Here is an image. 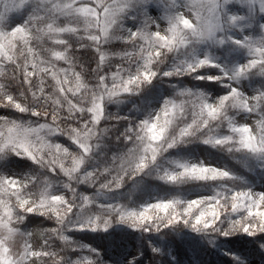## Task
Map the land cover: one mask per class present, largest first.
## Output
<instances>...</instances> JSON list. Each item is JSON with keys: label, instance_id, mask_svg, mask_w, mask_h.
<instances>
[{"label": "snow or ice", "instance_id": "obj_1", "mask_svg": "<svg viewBox=\"0 0 264 264\" xmlns=\"http://www.w3.org/2000/svg\"><path fill=\"white\" fill-rule=\"evenodd\" d=\"M116 43L121 50L113 52ZM82 49L95 57L91 83L75 70ZM186 77L213 82L223 94L185 87ZM153 81L172 94L146 92ZM131 98L141 104L124 114L107 110ZM0 110H12L0 114V161H30L45 177L67 178L55 191L45 178L37 194L29 187L37 177L0 174V229L8 234L0 238V264H106L98 249L66 233L108 232L114 224L142 234L177 225L205 238L245 234L264 253V190L235 168L178 151L208 145L264 179V0H0ZM151 176L166 184L217 182L219 190L146 202L139 211L118 203L125 178ZM100 177L95 198L77 191L96 187ZM30 215L54 220L49 231L67 250H53L49 238L39 250L26 240L14 254V220L23 224ZM147 247L150 264H179L170 244ZM225 254L232 264H249L243 254ZM145 255L137 250L125 264H145Z\"/></svg>", "mask_w": 264, "mask_h": 264}, {"label": "trees", "instance_id": "obj_2", "mask_svg": "<svg viewBox=\"0 0 264 264\" xmlns=\"http://www.w3.org/2000/svg\"><path fill=\"white\" fill-rule=\"evenodd\" d=\"M235 10V9H234ZM158 14V13H157ZM50 46V45H49ZM74 48L76 47L73 41ZM110 50L118 52L121 50L119 43L110 46ZM76 55V67L77 72H81V75L88 82H94V76L92 69L95 68V57L92 54V50H80L75 53ZM115 59L113 63H115ZM58 66H65L63 62H58ZM107 70V69H106ZM214 71V70H209ZM262 78L256 77L255 87H259V81ZM49 83H53L49 78ZM201 86L202 90L211 92L214 96L219 92L223 94V90L219 85L213 82L202 81H190V78H184L185 87H193V85ZM153 86H149L146 92L151 95H171L172 90L168 88L167 83L158 84L153 81ZM248 82L244 81L248 94H251L252 89L247 87ZM51 91V89H47ZM151 98V97H149ZM133 102L137 105L141 104L140 98H131L125 104L115 105L111 104L107 106V110L113 114L119 111L120 114H124L132 107ZM12 113V110H0V114L8 115ZM20 114L13 113L11 118H16ZM254 119L256 117L254 116ZM103 123V122H102ZM57 142L63 143L65 146H69L70 150L75 151V146H71L69 141L61 137ZM182 156L186 159L194 160L199 158V154L202 153L203 157L209 162L214 163L216 166L227 165L230 168H235L241 175H244L252 187L264 184V179L258 174L248 173L243 167L236 163L235 160L230 159L224 153L211 148L208 145L192 144L188 145L184 149L178 150ZM169 156H175V151L170 150ZM10 171L17 173L27 172L29 176H35L38 178L36 185H29L34 193H39L43 188V181L45 178L52 184V191L56 190L59 183L65 182L66 177L62 174L55 176L45 177L39 170H34L30 161L19 160L9 157L4 161H0V174H6ZM104 177H100L97 181L96 187H91L87 184H81L78 186L77 191L95 198V193L99 187V183L104 182ZM217 182H204V181H188L183 184H166L163 181L154 178V176L146 177L143 180L140 177L136 178V182L130 181L125 178V186L119 191L123 193L118 203L125 205L130 209L139 211L146 202L158 200H170V199H199L202 195H212L214 191H218L216 188ZM112 195V194H109ZM102 199V198H101ZM224 201L221 200V204ZM183 205L177 206V211H181ZM94 210V209H93ZM195 211V210H194ZM163 214V213H159ZM223 218V217H222ZM41 225L46 230L56 227L54 220L47 219V216L30 215L23 224H18L14 220V226L18 227L23 235H27L29 230L36 226ZM66 235H69L73 241L80 244L88 245L89 247L96 248L100 251L105 259L106 264H125V258L136 252L137 250L145 251V264H150L147 257L151 256V251L147 247L151 241L153 244H170V251L174 252L179 264H232V260L225 253L231 250L235 253L243 254L248 261L257 259L260 264H264V253H262L255 241V238L249 237L245 234H238L229 238H205L201 234L193 233L190 229L184 228L182 225H177L174 229L163 230L161 233H140L135 231L126 225L114 224L108 232H91V231H70ZM55 241L52 244V249L60 252L61 249H65V242L60 240L59 237H54ZM61 254H63L61 252ZM80 252L72 254L73 259H77ZM83 255L87 256V250H84ZM50 264V262H47Z\"/></svg>", "mask_w": 264, "mask_h": 264}, {"label": "rangeland", "instance_id": "obj_3", "mask_svg": "<svg viewBox=\"0 0 264 264\" xmlns=\"http://www.w3.org/2000/svg\"><path fill=\"white\" fill-rule=\"evenodd\" d=\"M154 15L157 14V12L153 13ZM237 119L239 120V117H237ZM249 123H254L255 119L254 116L250 118V120L248 121ZM199 160H203L205 164L208 165H212V166H216L214 163L209 162L206 158L203 157L202 153L199 154ZM196 160V159H194ZM9 173H15L18 176L19 175H28L27 172L25 173H17L15 171H10ZM7 173V174H9ZM255 191H262L264 190V184H260L259 186L254 187ZM151 203H153V201H149ZM157 210L153 209L150 211L149 214H154L156 213ZM7 231L6 229H0V238H4L5 236H7ZM50 239V243L53 244V242L55 241V238L52 237V234L50 231L46 230L45 228H43L40 224L36 225L34 227H32L27 235H23L20 231L15 233L14 235H12L8 241L12 252L14 254H19L23 251V247L25 244V241L27 240L28 242H30L32 244V247L34 250H39L40 246L43 245L44 240L45 239ZM132 253H135L132 252ZM32 264H41V261L37 260L36 258H32ZM249 264H260V262L257 259H253L251 261H249Z\"/></svg>", "mask_w": 264, "mask_h": 264}]
</instances>
